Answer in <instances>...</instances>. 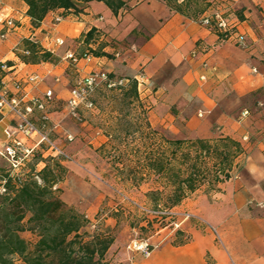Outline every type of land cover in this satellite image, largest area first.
<instances>
[{"label": "crops", "instance_id": "crops-1", "mask_svg": "<svg viewBox=\"0 0 264 264\" xmlns=\"http://www.w3.org/2000/svg\"><path fill=\"white\" fill-rule=\"evenodd\" d=\"M121 1L126 7L116 16L103 3L91 2L80 6L77 13L50 12L33 26L21 0H0L3 13L16 25L0 39V63L7 66L1 74L3 84L16 95L15 82L37 75L36 83H22L20 95H25L26 102L33 97L42 99L50 91L53 101L46 115L49 127L56 126L50 136L56 143H62L61 139L67 142L65 137L71 136L72 143L75 128L64 130L60 124L74 121L64 108L70 90L92 72L102 71L119 79L140 74L143 85L139 99L146 104L147 121H155L153 127L177 140L229 137L244 149V156L236 161L240 170L218 185V191L194 193L179 206L215 228L217 239L190 221L183 226L188 243L173 246L171 235L163 236L148 257L133 254L129 261L130 254L124 247L118 248L114 240L105 254L107 264H264V0H227V6L221 4L223 12L228 11L231 31L225 39H219L199 21L169 9L162 0ZM61 15L62 20L54 23ZM1 30L0 26L3 33ZM90 30L99 33L97 38L105 44L102 52L112 58L92 57L73 65L66 55H77ZM238 35L245 36L244 47L237 45ZM23 41L36 43L54 61L23 63L19 58L27 55ZM111 42L114 46L109 45ZM244 110L249 115L240 118ZM83 111L92 113L95 107L80 108V113ZM41 117L42 113L33 109L31 120L38 125ZM14 121L11 113L2 112L0 147ZM86 126V122L80 124L88 130ZM244 136L249 137L248 143L242 142ZM18 139L30 145L21 136ZM62 166L66 180L58 186L60 199L86 218L93 213L80 208L84 198L75 180L82 183L86 175L96 176L99 187H89L92 201H96L95 213L103 200L114 198L116 189L105 185L92 166L80 161ZM110 221L107 219V226L112 228Z\"/></svg>", "mask_w": 264, "mask_h": 264}, {"label": "trees", "instance_id": "trees-1", "mask_svg": "<svg viewBox=\"0 0 264 264\" xmlns=\"http://www.w3.org/2000/svg\"><path fill=\"white\" fill-rule=\"evenodd\" d=\"M21 1L27 6L26 15L33 26H38L50 12L62 10L63 14L69 11L77 13L81 10L80 6L91 2L103 3L114 16L126 7V3L121 0ZM162 1L169 9L189 19L200 22L203 16L209 17L210 24L214 26L211 30L219 39L231 35L230 28L227 32L219 31L213 19L216 13L227 19L228 11L223 12L225 9L220 6H227V0H182L181 3L178 0ZM215 5H219L216 11L209 13L210 8ZM98 35L95 30H90L84 36V44L90 46V39ZM23 48V52L27 53L19 56L23 63L54 61L49 52L42 50L34 42L23 41ZM91 52L92 55L83 53L77 57L112 58L102 51ZM120 80L125 83L116 85V88L122 93L124 100L128 101L126 104H140L145 120L137 128L145 146L140 175L154 178L157 187L148 191L146 196L155 208L160 206L162 209L172 210L202 185H206L210 192L218 191V185L231 179L240 170L241 165L236 161L244 156L245 151L239 142L222 136L213 140L167 139L152 129L147 121L146 107L140 103L136 81L133 78H114L107 74V81ZM102 84L108 88L107 82ZM88 100L95 107L92 94ZM128 134L127 130L126 135ZM149 141H153L152 149L147 146ZM32 158L33 166L44 164L40 172L34 174L32 166L26 179L20 181L16 175L13 176L7 165L6 175L0 176L4 190L0 197V264H15V258L22 264H107L105 254L114 242L109 229L83 241V235L88 237L83 230L89 221L73 207L54 197L55 193L52 191L61 182L65 168L56 160L52 167L47 165V160H53L42 157L40 152ZM33 178L40 180L42 185H38ZM24 213L30 214L26 221L27 227L23 226ZM24 231L37 236V241L31 248L20 237V233ZM175 236L180 245L188 243L181 240L183 235L180 232H176Z\"/></svg>", "mask_w": 264, "mask_h": 264}, {"label": "rangeland", "instance_id": "rangeland-1", "mask_svg": "<svg viewBox=\"0 0 264 264\" xmlns=\"http://www.w3.org/2000/svg\"><path fill=\"white\" fill-rule=\"evenodd\" d=\"M179 1L180 0H178V2ZM218 6L219 5L212 6L208 12L213 13ZM100 41L101 40H99L97 36L92 37L89 42L90 46L81 44L76 56L82 55L83 53L92 55V50L97 52L102 51L105 44ZM109 45L114 46L112 42ZM123 83L125 82L123 81ZM142 85L143 82L137 89L138 97ZM116 87L117 86H111L110 88H105L102 83H99L94 88L92 100L94 102L95 112L90 113L88 111H83L81 113L85 120H87L83 121V123H87L86 127H89L88 130H86V128H81V123L77 121H60L64 130H68L69 128L73 130L75 128V140L72 143H67L62 139V143H57L68 157H70V161H61L60 159L57 160L47 157L53 160H47V165L52 167L56 161L61 165L64 162H83L85 165L92 166L95 174L101 177L105 185H109L116 189L114 198H111V200H108V198L103 200L95 213L96 201H92V190H90L89 187H99V181L96 176L94 175L93 177L92 174L86 175L84 181L81 180L82 183L76 180L75 182L73 181L75 186L81 185L82 187L80 190L84 199L83 205H81L80 208L86 210L88 213H93L90 218H86L89 224L83 231L86 232L88 237L83 235V241H88L90 239L89 236L101 233L107 228L109 229L110 236L115 240V245L118 248L124 247L127 253H129L127 246L133 241L148 239L150 243L154 244L160 240L159 238L162 239L163 236L166 238L168 235H171L169 242L173 246H179L180 242L176 239L175 234H170V232L166 230H162L160 233L158 231V228L161 227L160 225L167 224V219H162L161 217L155 219L140 211V209L150 211L157 209L146 196L148 191L157 187L154 178L152 176L140 175V165L143 158L142 153L145 146L143 145V138L137 133V128L140 122L145 120L142 116L140 104L135 102L130 105L126 104L128 101L124 100L122 93ZM140 103L144 107L146 106L141 100ZM149 123L152 129L156 130L160 135L167 139H173L162 129H158L155 126L153 127L151 124L155 125V121H149ZM127 130L130 133L128 135H126ZM96 132H98V134H96ZM105 139L107 141L103 143ZM74 145L75 148H73ZM147 146L152 149L153 141H149ZM32 159L33 158H29L20 170L12 171L13 176L16 175L20 181H24L28 176L29 168L33 166ZM39 165V167H36V165L33 166L35 169L34 174L40 172L44 164ZM6 172L7 164L0 160V176H5ZM142 174L144 175L145 172H142ZM65 176L66 170L61 176L60 183L65 182ZM33 179L37 181L38 185H42L40 180L37 178ZM60 183L54 186L52 190L55 193L54 197L58 199H60L61 192L58 188ZM64 186L62 184V187ZM199 192L203 194L210 193L206 185H202L195 193ZM3 194V181L0 178V197ZM193 194L189 195L185 200L190 198ZM61 202L63 201L61 200ZM181 204L179 206H181ZM179 206L174 208V211L178 213H189L185 208H179ZM177 208L179 209L177 210ZM78 213L80 212L78 211ZM82 215L85 216V214ZM29 217V213H24V227H27L26 221ZM107 219L111 220L110 223H112V228L107 226V224H109V222L107 223ZM185 224L186 223H183L180 228L183 229ZM20 237L27 243L29 248L37 241V236L28 231L20 233ZM181 240H184L183 237ZM129 254L130 258H128V260L131 261V255L133 254ZM14 262L15 264H22L18 258H15Z\"/></svg>", "mask_w": 264, "mask_h": 264}, {"label": "built area", "instance_id": "built-area-1", "mask_svg": "<svg viewBox=\"0 0 264 264\" xmlns=\"http://www.w3.org/2000/svg\"><path fill=\"white\" fill-rule=\"evenodd\" d=\"M216 28L221 32H227L229 29L228 20L224 18L221 14L216 13L213 17ZM62 20L61 16H57L54 19V23H58ZM200 24L209 27L211 30L214 28L210 24L209 17L203 16L200 20ZM0 26L4 32L0 33V39H5V37L16 29L15 21L6 16L3 13V9L0 4ZM235 41L238 46H245V36L238 35L235 38ZM91 56L77 57L72 53H68L66 55V59L69 60L73 65L77 64L80 60L89 61ZM7 71V66L4 63H0V116L3 111H7L11 113L14 118V125L10 128L7 133V141L0 147V159L4 160L8 167L12 171H18L21 167L24 166L25 162L32 158L38 152L41 153V156L44 158L50 157L52 159H60L61 161H70V157L63 151L61 147H59L56 141L50 136V131H54L56 126L49 127V121L46 115L47 106L53 101L52 93L46 92L42 99L40 98H30L26 102L24 101L25 95L21 96L20 92L23 90L22 83L33 84L38 81L37 75H30L25 78L24 81H17L14 83V90L16 91V95L11 93L7 87L3 84L1 80V74ZM137 83V89L140 84L143 82V76L138 74L133 78ZM107 82V86L110 88L111 86L122 85L123 81H107V74L99 71L92 72L83 80L78 82L75 87L70 90L69 98L65 103V110L67 115L77 121L79 123H83V118L80 113V108H84L86 110L93 109V105L89 102V97L93 93L94 88L99 83ZM25 103H27L25 105ZM33 109H36L42 113V117L40 121H38V125L31 120V115L33 113ZM249 115L247 110H244L240 114V118H245ZM18 136L30 141V145H25L21 140L18 139ZM67 142H71L73 138L71 136L65 137ZM242 142L248 143L249 137H242ZM46 157H45V156ZM140 209V208H139ZM141 212L154 217L155 219L164 218L167 219L168 222L165 225H159L161 227L158 228V231L166 230L170 232V234H175L176 232H180L183 235V239L189 241V236L184 232L180 227L183 223H189L190 221H194L197 224L201 225L205 229H207L214 237L217 239V232L215 228L204 223L200 219L194 217L192 214L187 212L178 213L172 210H165L159 207L155 210H146L140 209ZM168 235V234H167ZM165 238V237H164ZM158 245L150 243L148 239L146 240H137L131 242L127 246V250L131 254H137L141 257H148L153 249L157 248Z\"/></svg>", "mask_w": 264, "mask_h": 264}]
</instances>
